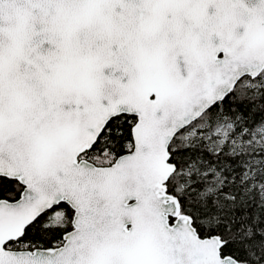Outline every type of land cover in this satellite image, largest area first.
I'll return each instance as SVG.
<instances>
[{
    "label": "snow or ice",
    "instance_id": "snow-or-ice-1",
    "mask_svg": "<svg viewBox=\"0 0 264 264\" xmlns=\"http://www.w3.org/2000/svg\"><path fill=\"white\" fill-rule=\"evenodd\" d=\"M0 264H264V0H0Z\"/></svg>",
    "mask_w": 264,
    "mask_h": 264
}]
</instances>
